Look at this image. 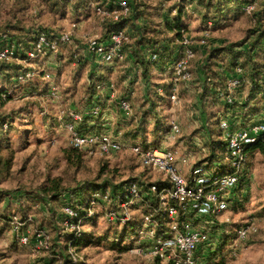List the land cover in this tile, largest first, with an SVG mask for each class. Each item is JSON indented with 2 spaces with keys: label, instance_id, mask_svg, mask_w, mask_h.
Instances as JSON below:
<instances>
[{
  "label": "rangeland",
  "instance_id": "obj_1",
  "mask_svg": "<svg viewBox=\"0 0 264 264\" xmlns=\"http://www.w3.org/2000/svg\"><path fill=\"white\" fill-rule=\"evenodd\" d=\"M140 2H143V5L147 8L152 5L157 8L161 6L164 10L163 12L172 13L170 19H173L171 21L179 16L178 10L182 9L183 13L179 21L183 26L179 27L178 35L166 33L165 36L164 32L162 34L164 39H162V42L158 40V43L159 46L168 45V52L165 50L164 53L161 52V55L165 57L162 62L171 66L180 53L181 45L179 40L186 35L192 39V45L197 57L191 61V67L195 74L193 82H196V69L200 63L199 56L202 54V50L206 49L200 45L199 40L202 38L206 28L208 29V22L211 21L204 22L202 20L206 14L204 7L198 4V0H166L163 4L159 0H138V3ZM251 3L246 4L243 11H226L225 14L230 19L229 24L226 26L211 25L208 30L210 31V41L213 45L240 46L249 40L250 37H253L251 31L255 29L256 21L253 16V9L250 13L247 9ZM252 4L254 6V3ZM213 11L208 12L210 16H215ZM85 12L86 10L75 11L71 5L65 9L60 7L57 10H53L44 0H0V36L20 37L19 35L44 33L53 39L60 33L70 35L68 42L59 43L58 52L46 53L34 60H28L27 54L26 57H22L21 61L18 62L17 73L10 76L11 82L14 84L12 89H17L14 94V90H12L13 99L8 100L9 98H7L4 104L0 103V115L4 114L15 117L13 128H8L6 122L3 123L2 127V131H4L2 134L8 137L10 148L15 152L11 174L7 179L0 182V193L4 194L3 198H0V212L7 213L11 217V226L9 228L3 227V223L0 222V264H38V260H40L39 264H42L49 260L50 250L48 248L52 246L53 238L60 243L59 245H62L61 243L69 244V248L66 250L69 254V264H157L156 259L151 257L147 251H140V248H146V242L143 240L138 241L135 234L133 235V248L128 251H121L111 245L124 227L122 222L110 221L108 219L106 211L110 205L105 202L99 203L95 208L96 214L95 217H92V220H83L82 217L84 215H81L83 223L80 222L78 227L76 219L74 222H71V225L65 224L66 221L62 222L64 229L60 230L66 233L58 239L59 237L55 238L54 231L51 230L47 220L44 218L47 211L45 203L35 204L34 201H30V208L28 209L29 222L26 223L23 229L20 230L19 228L15 230V225H20L21 223L20 218L22 213L19 210V205L22 202L21 197H24L23 195H26V192L36 191L48 175L50 177H62L63 184L66 187L72 188V192L77 191V193H82L83 198L86 195H92L91 192L94 190H99L100 188L103 190L109 188L111 190L113 186L133 178L144 179L147 183L161 180V175L143 167L138 157L127 146L119 152L108 155L79 148L83 156L80 162L73 156L70 159L71 163L66 159L67 155L64 150L71 146L72 142L66 119H63L62 111H68L71 107L73 108L72 104H76L75 101L78 98H74L75 93L71 94L69 93L70 91L68 95L62 94V96L56 97L57 89L62 92V90L64 91V87H69L68 85L74 82L75 72L78 67L76 65H78L79 59L83 61L82 79L90 77L87 75H89V69L92 66L91 62H93L91 57H93L95 61L93 63L97 68L109 65L101 60H97L88 51L87 45L90 41L94 39H106V35L111 28H126L125 24L129 25V28H134L132 22L123 20L119 21L121 24H113L107 29L109 24L106 25V22L102 19V15L95 11L98 14L97 19H95V17H87V13ZM95 12L92 14L96 15ZM217 16L219 15L217 14ZM159 18L158 14L157 19L159 20ZM128 30L130 31V29ZM21 40L24 39H20V42H17V44L14 42L6 43L5 46L12 44L15 47V52L17 50L21 52L32 50L35 39L29 42V48L24 46ZM10 59L13 61L12 58ZM46 60H48L47 64L45 63ZM122 62L124 60L116 64ZM47 65H50V69H46V71L44 67ZM56 67L57 69L58 67L62 69L59 80H55L57 74ZM28 68L36 70L37 73L28 80L26 78H19ZM51 73L53 78L51 77ZM6 76L5 73L0 74V82L7 80ZM82 79L77 83L76 94L79 96L83 85ZM38 80L39 83L51 81V92H47L45 96L35 92L31 87L32 83H38ZM16 83L17 85L15 86ZM102 83L100 82L99 84ZM40 85L45 86V84ZM43 86H40V88L42 89ZM162 93H165V91ZM9 94L11 96V91ZM9 94L2 93V98L6 99V96ZM184 97L187 99L186 96ZM23 106L26 110L23 109L25 112L21 113ZM27 109L35 110V112L28 111ZM170 118L171 124L173 119L172 117ZM188 118L191 120V117H175L174 121L176 122L178 119L180 127L183 126V133L187 131L186 135H193L195 134L194 131L197 132V128H194L189 122L184 123ZM147 128L152 130L154 126L150 123ZM2 134L0 132L1 137ZM144 135L145 133L142 131L136 136L137 138H142ZM149 139L153 140L154 138L151 135ZM177 139L175 141L170 140V146H167L163 142L162 146L157 145L156 147L174 148L178 150L180 156L184 155L185 153L182 152L185 149L173 146L177 142ZM221 144L222 147L220 149L221 151L223 150V154L216 152V157L219 159L215 158V160H221L225 163V167H228V161L224 158V152L227 147V142L224 138L223 140L221 139ZM248 155L252 178L247 185L241 186L238 190V197L218 217L219 221L217 223L223 226V232L219 234L217 229H213L214 239L219 243L220 237L226 232L228 234L227 240L223 247L210 256L211 258L206 259V264H212V262L214 264H264V155L262 153L255 154V158L251 152ZM193 162L192 160L189 162V165L183 166V168H188L187 172L183 171L186 176L190 175L192 166L196 164ZM252 165L256 166L257 169L255 170ZM207 167L211 169L212 166L211 164H207ZM90 182H96V184L93 185ZM250 183L252 186H250ZM102 184H105L106 187H103ZM113 188V194L115 195V188H118V186ZM82 189L85 192H81ZM16 191L22 194L12 197V193ZM67 197L60 196V199L67 200ZM87 202L84 205L86 213ZM74 204L81 209L83 208L79 202ZM66 206L72 207L73 205L62 204L61 211ZM73 208L76 209L75 206ZM144 208V204L141 203L140 206L130 209L133 227L140 221ZM83 213L85 214V212ZM35 222L37 223L36 225L43 223L40 226L42 228H36L32 224H35ZM247 223H252L257 230L250 233L247 239H239L236 231L240 226ZM167 226V222L163 220L162 227L166 228ZM74 230L84 232L86 236L90 234L94 235L93 242L80 245L76 249L75 246L70 244L71 238H69V234ZM16 232L19 233L18 238L20 242L22 241L21 238L25 235L28 236V239L32 240V244L28 248H23L20 244L18 247L12 246ZM106 233H109L110 238H105ZM42 239L45 241L43 242L44 245L40 244V247H36V243L39 244V240ZM98 240L99 242L97 243ZM127 241L129 240L126 239L124 242ZM205 250L206 247H203L199 254L201 255L202 251ZM201 259L205 260L203 256H201Z\"/></svg>",
  "mask_w": 264,
  "mask_h": 264
},
{
  "label": "built area",
  "instance_id": "obj_2",
  "mask_svg": "<svg viewBox=\"0 0 264 264\" xmlns=\"http://www.w3.org/2000/svg\"><path fill=\"white\" fill-rule=\"evenodd\" d=\"M159 1L163 4L166 0ZM247 9L250 13L253 4H250ZM95 11L102 15V19L120 21L129 16L131 7L127 0H117L114 7L99 4L96 5ZM208 24V29L211 25L213 26L212 21ZM208 29L206 28L199 40L203 48L211 45ZM57 36L56 39H52L47 34H37L32 50L27 52L28 60H34L46 53L58 52L59 43L70 40V35L67 33H60ZM129 41L130 35L125 28H111L106 39L90 41L87 49L97 60L114 64L126 58L127 53L124 46ZM179 43L180 53L170 67L173 80L170 99L174 104L180 101L179 84L193 83L195 79L191 67V61L196 58L192 39L186 35L179 40ZM261 44L264 47V38ZM14 54L15 47L12 44L5 46L0 49V61L9 59ZM158 58V52L154 50L148 52L150 61H157ZM36 73V70L28 68L19 78L28 80ZM243 73V67L236 65L227 77L224 86L218 90L219 101L227 105L236 104L238 91L247 84V78ZM96 87L98 91L104 90L101 84ZM158 90L162 93L164 88L160 87ZM120 107L124 112H130L131 104L126 97L120 100ZM90 110L91 115L98 116L103 108L100 103H94ZM62 113L74 147L108 155L119 152L127 146L138 157L143 167L161 175V180L152 181L148 187V195L155 201L150 205L153 211L143 213L140 224L136 228L135 236L138 241L146 242V248H140V251H147L151 257L172 264H206V260L201 259L199 252L203 247H206V250H216L218 242L214 239L212 230L217 229L219 234L223 232V226L217 223L218 217L238 197V190L241 186L247 184L252 178L248 154L251 145L259 140L264 141V118L246 122L228 109L219 123L223 138L227 142L224 158L228 161V167L224 166L226 169L219 172L209 169L204 163L194 164L190 175L186 176L183 166L189 165L190 155L180 156L178 150L174 148H152L140 144H129L118 136L121 133L112 135L107 129L88 130L81 127L86 115L84 109L71 107L68 111L63 110ZM180 133V124L172 121L169 139L175 141ZM145 183L147 181L144 179H133L122 185V196L116 199L114 204L111 200V190L94 191L87 202V214L95 215V208L99 203L105 202L110 205L106 211L108 219L110 221L120 219V222L126 223L131 220L129 212L131 207L139 203L142 196L146 194ZM63 211L69 218L77 220V227L80 222L83 223L78 211L73 207L66 206ZM157 215L168 218L166 228L161 226L159 218H154ZM69 218L65 222L67 225H71ZM19 228L20 225H15V230ZM256 230L252 223H247L237 229V237L242 240L247 239L249 234ZM21 240L23 244L29 242L28 236L25 235ZM43 240H39L40 243H36L35 246L44 245Z\"/></svg>",
  "mask_w": 264,
  "mask_h": 264
},
{
  "label": "crops",
  "instance_id": "obj_3",
  "mask_svg": "<svg viewBox=\"0 0 264 264\" xmlns=\"http://www.w3.org/2000/svg\"><path fill=\"white\" fill-rule=\"evenodd\" d=\"M98 2L99 0H89L86 3V6L81 10H86L85 13H87V17H95V19H97L98 14L95 12V7L96 5H99ZM163 11L164 10L161 6L157 8L152 5L147 8L146 15L150 22L149 36L155 37L158 40L164 39V36L162 35L164 32L165 36L166 33L172 34V32L164 26L165 19L171 18L170 16L172 13H165ZM94 12L96 15L92 14ZM158 14L160 17L159 20L157 19ZM229 21L223 26L229 24ZM125 26L126 30L130 29L129 25L125 24ZM19 36L20 37L15 36L14 39H16L17 42H20V39H24L21 40V42L27 44L28 34ZM1 38L5 39V41H7L6 43H8L13 37L4 35ZM243 44V46H246L247 42H244ZM26 54L27 51L21 52L17 50L18 56L15 57L13 61L19 65L18 62L21 61L22 57H26ZM258 54L260 60H263L262 62L264 63V55L257 53V56ZM91 58L95 63L93 57ZM216 58H218L219 61L217 64L218 66L214 68L216 73L212 78V85L208 84V88H205L207 83L205 84V81L200 80L199 76V78L197 77L196 82L179 84L180 101L175 104L170 99L171 85L173 84L170 70L171 66L162 62L159 66L152 67L149 70L150 81L148 80V82L145 78L147 75L142 68L135 66L132 58H128L126 61L119 64H116V62L98 68L93 62H91L92 66L89 69V75H87L90 77L87 79H82L81 71L83 69V61L81 59L78 65H76L78 67L75 72L74 82L71 85H68L69 87H64V91L62 90V92L57 89L56 97L62 96V94L68 95L69 91L71 94L75 93L74 98L78 99L75 101L76 104H72L73 107L82 110L84 109L86 112L85 116L92 117L87 121L86 128H90L91 130L107 129L114 135L121 133V135L118 136L127 142L129 141V144H140L145 147H156L157 145L162 146L164 143H166L167 146H170V139L168 137L171 127L170 117H172L173 121L175 117H191V120L188 118L184 123L189 122L192 124L194 128H197V132L194 131L195 134L193 135H186L187 131L183 133L182 126L177 142L173 144V146L175 145L177 148L181 147L182 149H185L182 153L190 155L192 158L191 161H194L193 163L211 164V170H218L221 172L225 169V163L221 160L216 161L215 158H218L216 157V152L223 154V150L221 151L220 149L222 145L221 139L223 140V133L219 127V123L228 109L218 101L215 90L223 87L225 84L224 77L227 74L226 69L230 70L232 67H229V64L227 63L229 58L228 53H220ZM45 63L47 64L48 60H46ZM46 67H44L45 70L50 69V65H47ZM56 71L57 74L55 80H59L60 75L62 74V69L60 67L57 69L56 67ZM51 77L53 78L52 73ZM81 79L83 80V85L79 96L76 94V91L77 83ZM253 81L254 80L250 77L247 78L246 86L238 91L237 94V100H239L238 103H242L243 105L236 106L233 109V113L237 114L241 120H246V122L252 119L256 120L264 118V99L259 100L260 95L258 94L249 95ZM50 82L51 81H45L39 83L38 80V83H32L31 88H33L35 92L45 96L47 92H51ZM100 82H103L101 84L104 86L103 91H98L96 87ZM40 84H45V86ZM16 85L17 83L15 86ZM10 86L13 87L14 84L11 83ZM40 86H43L42 89ZM160 87L164 88L165 93H160L158 90ZM203 88L205 89L204 93L201 92ZM13 96L11 99H13ZM184 96H186L187 99ZM124 97H126L131 104V110L129 113L124 112L120 107V100ZM94 103H100L103 108L102 113L98 116L91 115L90 109ZM24 110L21 113H24ZM28 111L35 112V110L32 109H29ZM178 119L180 120V118ZM178 119L176 120L177 123H179ZM150 123L154 126L152 130L147 128ZM131 130H134V132H131ZM142 131L145 135L142 138H137L136 135ZM151 135L154 138L153 140L149 139ZM216 140H218V144L215 143ZM214 147L217 148L214 149ZM251 151L254 158L256 156L255 154L258 155L261 153L258 148L251 149ZM252 166L255 170L257 169L256 166ZM183 171L187 172L188 168L184 167ZM251 183L250 186H252ZM61 196L66 197L67 195L63 194Z\"/></svg>",
  "mask_w": 264,
  "mask_h": 264
},
{
  "label": "trees",
  "instance_id": "obj_4",
  "mask_svg": "<svg viewBox=\"0 0 264 264\" xmlns=\"http://www.w3.org/2000/svg\"><path fill=\"white\" fill-rule=\"evenodd\" d=\"M45 3L53 10H57L60 7H63L64 9L67 6H72V9L75 11H79L81 9H83L86 6V3L89 0H44ZM130 7H131V11L129 16L122 18L120 21H129L130 23L132 22L134 28H130V31L128 30V34L130 35V41L125 44L124 46V50L127 53L126 58L124 59V61H126L128 58H132V60L134 61L135 66L140 67L143 69L144 73L147 75L145 78L148 81L150 78L149 75V70L152 67H157L159 66L160 63H162L163 59H165V57H162L161 52L164 53V51L166 50L168 52V45H161L159 46V41L158 39H156L155 37H151L149 36V32H150V22L148 21V16L147 14V7L145 5H143V2L138 3V0H127ZM254 3L253 6V16L255 18L256 21V26L255 29H253L251 32L253 33V37H250L249 40H247V45L243 46L244 44L242 43L240 46L238 45H213V43H211V45L209 47H206L205 50H202V54L199 56L200 57V63L199 66L196 69V75L197 77H200V80L205 81V84L207 83V85H205V88H208V84L213 83V77L214 74L216 73L215 71V67L218 66V61L219 59L216 58L220 53H228L229 54V58L227 60V63L229 64V67H232V69L228 70L226 69V75H225V81L227 79V77L229 76V74L233 71V69L235 68L236 65H241L244 69V76L246 78H251L253 81V85H252V89L249 93V95H260L259 100L264 99V63L262 62L263 60H260L259 58V54L257 56V53L263 54L264 55V47L262 46V39L264 38V0H198V4L202 5L205 9L206 14L203 17V21L207 22L209 20H211L215 25H224L227 21H229L230 19L227 17V15L225 14V12H233V11H243L246 4L248 3ZM99 4L102 5H106L108 7H114L117 3V0H99L98 2ZM251 3V4H252ZM214 10V15L215 16H210V13H208L209 11ZM182 9L178 10V17H175V19L173 21H171L172 19L170 18H166L164 26L166 29H168L169 31H171L172 33H174L176 36L179 33V30L181 26H183L180 23V19H181V15H182ZM217 14L219 16H217ZM106 22V25L109 24V26H107V29H109L113 24H121L119 21L115 22L112 19L106 18L103 19ZM106 27V26H105ZM109 27V28H108ZM135 29V30H134ZM38 34V33H37ZM36 34V35H37ZM36 35H28V42L27 44L22 43L24 46H27L29 48V42H32L36 37ZM2 36H0V49H2L6 42L5 39L1 38ZM15 37L12 38V40H10L8 43L10 42H14L15 44H17V40L14 39ZM157 40V41H155ZM168 41V40H166ZM160 42H162V40H160ZM26 47V49H27ZM172 49V47H171ZM170 49V50H171ZM154 50L156 52H158L159 58L157 61H150L148 59V52ZM24 52V51H23ZM17 52H15V54L13 55V57H11L12 59H14V57H17ZM197 57V55H196ZM80 61V59H79ZM211 64V65H210ZM8 71V72H7ZM18 71V64H16L14 61H12L10 58L9 59H5V60H1L0 61V74H6V79L5 81L0 82V103L4 104L5 101L7 100V98H9L8 100H10L12 98V87H10L11 82V78L10 76H12L13 74H16ZM10 74V75H8ZM198 77V78H199ZM148 78V79H147ZM7 81V82H6ZM149 82V81H148ZM210 86V85H209ZM224 86V85H223ZM212 87V86H211ZM245 87V86H244ZM217 88V87H216ZM222 88V87H221ZM219 88V89H221ZM215 90L216 96L218 98V90ZM242 89V88H241ZM240 89V90H241ZM9 90V91H8ZM239 90V91H240ZM11 91V96L9 94V92ZM16 91H13V94ZM202 93L205 92V89L203 88V90L201 91ZM2 93H7L9 95L6 96V99L2 98L3 95ZM238 94V93H237ZM219 101V100H218ZM239 100H236V104L235 105H227L222 103L221 101H219L220 103H222V105H224V107L226 109L232 110L239 105H243L242 103H238ZM22 111L24 109V106L21 108ZM20 109V110H21ZM92 117H84L83 118V123L81 125V127H85L87 124V121L89 119H91ZM6 122L8 124V128H13L14 126V122H15V117H11L10 115H0V132L1 134L4 133V131H2V127H3V123ZM86 128V127H85ZM88 130H91L90 128H86ZM131 132H134V130H131ZM2 138V139H1ZM218 140L215 141V143H217ZM218 144V143H217ZM222 147V145H221ZM220 147V148H221ZM217 148V147H216ZM214 147V149H216ZM254 148H258L260 150V152L264 155V141L259 140L256 143H254L253 145L250 146V151L252 152L251 149ZM14 150L10 148L9 145V141H8V137L5 136L4 134H2V137L0 136V182H2L3 180L7 179V177L11 174V170L13 168V161H14ZM64 152L66 153L67 157L66 159L70 162L71 157H76L78 162H80L82 160V153L81 151H79V148L74 147V146H69L68 148H65ZM75 154V156H74ZM71 163V162H70ZM133 179H138V178H133ZM130 179L128 181H124V183L121 184H117L115 186H118V188L116 189V193L115 195L113 194V186L111 188V200L114 203H116V199H120V197L122 196V192H121V186L124 185L125 183L133 180ZM91 184L95 185L96 182H90ZM89 183V185H90ZM106 184V183H105ZM102 184L103 187L106 185ZM150 183H145L144 184V190L146 192V194L144 196H142V198L140 199V202L135 204L134 206H132L131 208L134 207H138L140 206L141 203L144 204V212L143 213H148L150 211H153L152 208L150 207L151 204H154L155 201L150 197V195H148V187H149ZM66 187L63 184V179L62 177H50V175L47 176V178L45 179V181H43V183H41L36 191H29L26 192V195H23L24 197H21L22 202L20 203V207L19 210H21V224H20V230L24 228V226L26 225V223L29 222L28 220V209L30 208V201H34L35 204H41V202L45 203L47 211L46 214L44 215L45 219L48 222V225L50 226L51 230L54 231V236H56L55 238L60 239V237H62L63 234H65L66 232L63 233V231H61L60 229H64V227L62 226V222L66 221L69 217L63 212L61 211V207L62 204H72L74 207L75 206V210L78 211L79 215L83 218V220H92V217H95V215L90 216L86 213V211H84V205L86 204L85 202H87V200L89 199V197L91 196L86 195L85 198L82 197V193H77L76 192H72V188ZM86 189V188H85ZM88 189V188H87ZM109 189V188H107ZM107 189L103 190V189H99L100 191H106ZM110 190V189H109ZM85 192V190H81V192ZM96 191V190H94ZM93 191V192H94ZM1 192V190H0ZM91 192V193H93ZM22 193L19 191H16L15 193H12V197H14L15 195L19 196ZM67 195V200H62L60 199L61 195ZM4 194L0 193V198H3ZM79 202V204H81V206L83 207L82 209L79 208L78 206H76L74 203ZM40 209V208H39ZM42 209V208H41ZM81 212V213H80ZM85 212V214L83 213ZM96 214V213H95ZM154 218H159V220L161 221V223L164 221L168 222V218L167 217H163V216H156ZM75 219H71L69 218L70 223L74 222ZM116 222H120V219H116ZM0 222L3 223V227L5 228H9L11 226V217L6 213H2L0 212ZM132 220L127 221L126 223H123V227L124 229L122 230V232L120 234H118L113 243H111V245L114 248H117L121 251L124 250H129L131 248H133V235L136 233V228L137 226L140 224V221L138 222V224L133 227V223H131ZM31 223V222H30ZM44 223V221H43ZM43 223L36 225L37 223L35 222L32 223L33 225L37 227H40L41 225H43ZM162 226V225H161ZM165 227V226H164ZM42 228V227H40ZM79 230H74L72 231L69 235L71 238L70 240V244L75 246L76 249H78L77 247H80V245H85L86 243H90L93 242V236L92 234L90 235H84V232H80ZM79 233V234H78ZM227 233L224 232L223 235L220 237V241L217 244V248L216 250H210L207 249L205 252L201 253V256H204V259H208L211 258L210 256L215 254V251H217L219 248L223 247V245L226 243L227 240ZM105 236V235H104ZM19 233L16 232L15 237L13 238V245L14 247H18V245L20 244V246H22L23 248H28L30 246L31 241L29 239V242L27 244H23L20 242L19 240ZM98 238V237H97ZM105 238H110L109 233H106V237ZM126 239H128L129 241H126ZM99 242V240L97 241V243ZM116 242V243H115ZM60 243L57 242L56 239L53 238V244L51 247H49L48 249L50 250V255H49V260L42 263V264H57V263H63V264H69L70 263V259H69V254L66 251L69 248V244L65 243H61L63 245H59ZM69 259V260H68ZM40 263V260H38ZM38 263V264H39ZM156 263L157 264H172L171 262H162L159 259H156ZM212 264H214V262H212Z\"/></svg>",
  "mask_w": 264,
  "mask_h": 264
}]
</instances>
